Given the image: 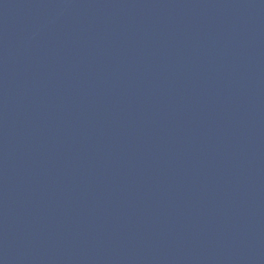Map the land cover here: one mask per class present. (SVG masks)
I'll list each match as a JSON object with an SVG mask.
<instances>
[{
	"label": "water",
	"instance_id": "water-1",
	"mask_svg": "<svg viewBox=\"0 0 264 264\" xmlns=\"http://www.w3.org/2000/svg\"><path fill=\"white\" fill-rule=\"evenodd\" d=\"M0 264H264V0H0Z\"/></svg>",
	"mask_w": 264,
	"mask_h": 264
}]
</instances>
